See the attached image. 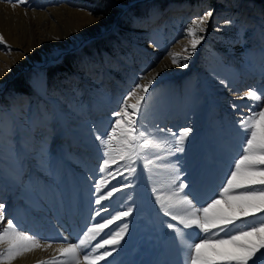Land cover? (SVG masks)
<instances>
[{
	"label": "rangeland",
	"instance_id": "rangeland-1",
	"mask_svg": "<svg viewBox=\"0 0 264 264\" xmlns=\"http://www.w3.org/2000/svg\"><path fill=\"white\" fill-rule=\"evenodd\" d=\"M2 1L29 13L40 8L48 11L58 7L61 11L67 5L75 14L91 17L78 27L80 35L72 37L71 46L86 43L57 62H51L57 57L55 52L45 53L39 67L21 69L0 93V141L15 148L23 142L25 176L36 161L34 151L42 140L57 146V137L64 131L60 115L73 131L85 119L112 117L121 99L141 83L146 71L170 52L188 55L184 49L187 46L190 52L191 38L186 26L208 10L213 16L204 39L187 61L188 67L178 65L181 71L161 79L146 96L153 122L173 131L191 126V134H201L202 139L206 123L224 127L236 121L241 110H247L248 99H237L241 93L253 86L264 89V0ZM104 1L117 8L115 18L103 13L112 10ZM140 27L142 32L137 31ZM40 73L46 76L47 95L35 85ZM221 80L227 81L228 87ZM232 102L238 107L232 108ZM22 110L26 125L20 131L12 116L14 112L22 114Z\"/></svg>",
	"mask_w": 264,
	"mask_h": 264
},
{
	"label": "bare ground",
	"instance_id": "bare-ground-1",
	"mask_svg": "<svg viewBox=\"0 0 264 264\" xmlns=\"http://www.w3.org/2000/svg\"><path fill=\"white\" fill-rule=\"evenodd\" d=\"M65 7L61 11H57L58 7L48 11H41L40 8L29 13L17 4H7L0 0V35L3 36V41H0V93L6 81L15 73L21 69L30 70L28 68L33 66L39 67L45 60V53L55 52L58 55L68 50V45H72V37L80 35L78 27L91 17L85 13L75 14L73 9L67 5ZM70 21L73 23L69 24ZM143 30L142 27L137 29L138 32ZM171 61V55L165 57L141 76L147 77L141 83H147L148 79L155 76L149 86L150 91L164 77L181 71ZM35 85L47 95L44 73L35 78ZM51 100L58 106L57 100ZM131 103H135V99L132 98ZM207 116L209 120V114ZM12 117L22 131V126L26 125L23 110L22 114L14 112ZM60 120L64 131L57 137V146L42 140L34 151L36 161L27 176L23 175V142L15 148L7 141H0V202L5 205L6 219L15 217L23 230L36 235L41 243L52 245L46 250L36 249L27 253L13 264H38L40 261L52 260L60 264L65 258L56 249L66 247L69 242L76 243L87 227L102 223L128 208H131L129 216L114 221L97 237V241L111 238L109 233H119L123 225L127 224L119 245L106 246L112 254L98 264H181L182 256L173 243L171 231L164 225L165 221H173L160 211L156 203L155 196L161 193L153 191L160 189L167 192L170 187H175L166 180L160 181L157 173L162 170L145 169L143 163L137 161L132 165L136 168L134 175L126 170L123 162L109 168L112 175L101 173L98 169L102 166L103 157L90 129L95 126L103 132L114 117L107 116L96 121L85 119L80 121L76 131L69 128L62 115ZM208 124L202 139L201 134H190L184 144V152L158 161L179 168L181 174L176 182L183 180L188 183L190 187L185 192H196L201 201L219 185L228 162L238 152L241 140L236 121L226 123L224 127L214 122L212 126ZM4 128L8 130L9 127L4 125ZM42 146L45 163L40 167L37 165L36 153ZM149 158H154L151 153ZM117 167L123 176L117 173ZM164 175H167V171H164ZM102 180L109 182L107 187L101 184L103 194L113 186L122 190L114 193L112 198L96 204L93 201L100 194L94 192L93 184H100ZM125 184L128 187H124ZM10 211L12 213L9 217ZM97 211L99 215H96ZM172 214L182 215L183 209L174 207ZM175 223L178 224V221ZM103 252L104 249H100L97 254Z\"/></svg>",
	"mask_w": 264,
	"mask_h": 264
},
{
	"label": "snow or ice",
	"instance_id": "snow-or-ice-1",
	"mask_svg": "<svg viewBox=\"0 0 264 264\" xmlns=\"http://www.w3.org/2000/svg\"><path fill=\"white\" fill-rule=\"evenodd\" d=\"M18 2L23 4L25 0ZM212 16V10H208L186 26L185 32L191 38L190 52L187 46L184 51L188 55L170 52L172 64L188 67L187 61L204 39L203 33ZM224 23L230 24L231 21L225 20ZM0 41H3L2 35ZM146 78L140 77L141 80ZM155 78L152 76L147 83L136 84L121 99L119 110L111 113L115 119L110 121L105 131L101 132L95 126L90 129L103 157L98 170L112 175L109 168L123 162L126 170L134 175L136 168L132 165L137 161H141L145 169L162 170L157 173L160 181L166 180L175 187H170L167 192L153 191L161 193L155 196L156 203L160 211L173 221H165L164 225L171 231L173 243L182 256L181 264H264V89L253 86L237 97L247 98L250 102L247 110H241L236 120L241 137L238 152L228 162L215 191L201 201L196 192H185L190 187L188 183L183 180L176 182L181 174L179 168L158 163L167 156L184 152V144L193 128L185 126L173 131L153 122L146 96ZM220 83L228 87L227 81L221 80ZM129 98H135V103L129 104ZM231 107L235 109L238 106L232 102ZM149 153L154 158H149ZM36 159L37 165L42 167L45 163L43 146L36 153ZM116 171L123 176L119 167ZM108 183L102 180L100 184H93L94 192L100 194L94 203L100 204L122 190L113 186L103 194L101 184L107 187ZM177 206L183 209L182 215L172 214V209ZM130 213L131 208H128L102 223H94L80 234L76 243L69 242L66 247L56 249L65 258L60 264H98L110 256L112 253L106 246L119 245L127 224L123 225L121 232L109 233L111 238L97 241V237L114 221ZM6 215L5 205L0 202V264H13L27 253L52 246L41 243L36 235L23 230L15 217L6 219ZM96 215H99L98 211ZM100 249H104L103 254H97ZM38 264L57 262L40 261Z\"/></svg>",
	"mask_w": 264,
	"mask_h": 264
},
{
	"label": "water",
	"instance_id": "water-1",
	"mask_svg": "<svg viewBox=\"0 0 264 264\" xmlns=\"http://www.w3.org/2000/svg\"><path fill=\"white\" fill-rule=\"evenodd\" d=\"M138 1H141V0H136V2H138ZM99 36H100V35H99ZM95 37H96V36H95ZM91 38H93V37H90L89 39H91ZM86 41H87V40H86ZM86 41H82V42L79 44V46H77V47H75V48H69L68 50H65V51L59 53V54L57 55V58L54 60V62H57V61L61 60V59L67 54V53H69V52H71V51H73V50H75V49L81 47L84 43H86ZM51 62H52V61H51ZM10 79H11V78H10ZM10 79H9V80H10ZM9 80L6 81L4 87L6 86V84L8 83Z\"/></svg>",
	"mask_w": 264,
	"mask_h": 264
},
{
	"label": "trees",
	"instance_id": "trees-1",
	"mask_svg": "<svg viewBox=\"0 0 264 264\" xmlns=\"http://www.w3.org/2000/svg\"><path fill=\"white\" fill-rule=\"evenodd\" d=\"M102 1V0H101ZM104 3L106 5H108L109 8H111L112 10L111 11H108V10H103V13H106L108 14L111 18H115V14L117 13V8L113 6V4L109 1H104ZM18 83H21V80H19ZM25 87V86H24ZM27 87V86H26Z\"/></svg>",
	"mask_w": 264,
	"mask_h": 264
}]
</instances>
